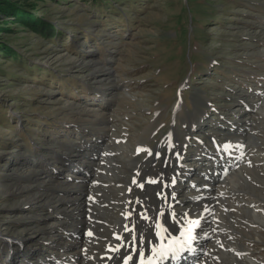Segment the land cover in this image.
Returning <instances> with one entry per match:
<instances>
[{"label":"rangeland","instance_id":"374dc122","mask_svg":"<svg viewBox=\"0 0 264 264\" xmlns=\"http://www.w3.org/2000/svg\"><path fill=\"white\" fill-rule=\"evenodd\" d=\"M19 9L0 17V264H58L66 244L53 227L70 230L78 218L74 191L25 203L16 188H86L83 226L108 242V222L124 215L131 240L155 227L164 188L188 187L187 174L170 187L176 148L194 176L222 162L224 144L252 153L237 148L231 159V170L244 160L253 171L232 197L244 204L230 212L231 245L264 264V224L246 209L264 217V0H26ZM169 132L176 147L164 145Z\"/></svg>","mask_w":264,"mask_h":264},{"label":"bare ground","instance_id":"6f19581e","mask_svg":"<svg viewBox=\"0 0 264 264\" xmlns=\"http://www.w3.org/2000/svg\"><path fill=\"white\" fill-rule=\"evenodd\" d=\"M260 114H264V111L261 109ZM97 116L98 114H96V117ZM104 116L99 115V118L101 119V123L103 122L106 124L108 123V119ZM226 139H228V136H226ZM228 140H230L228 142H231L233 138ZM248 140H250L249 143L252 144V146H248V151H250L251 148L256 147V140L253 135L249 137ZM173 141L174 134L173 132H169L165 138L164 145H168ZM234 141L240 145L238 136L234 137ZM170 145L176 147L175 143ZM223 147L224 149L222 151L225 152L224 154L228 157V160L224 156L223 158H220L222 162L219 163L217 161L219 158H214V161L210 163L207 168L200 170V172L194 174V176H191L193 170H195V168L192 169L191 167L193 163L191 165L181 164L179 161L185 157V153L181 147L176 148V157L173 167L177 168L179 175L177 176V174H175V177L177 176L176 180H180V175L187 174L188 178L191 177L186 181L188 182L189 188H180V183H176L177 186L172 187L171 191H166V188H164L161 192L162 206L157 209L154 214L155 227L151 231L152 235L151 233L148 235L149 230H147V226L145 227L142 225V229L138 228V230H133L131 240H125L123 238L124 228L128 229L127 219L123 217L124 215L122 217H113L114 219H112L114 220V223L108 222L111 224L110 226H112V235L109 237L108 242H101L102 239L99 240L95 238L97 232L94 231L95 229H92L94 227L89 228L90 226H87L85 228L83 226L85 221L79 217L82 213L84 214L86 210L83 212V207L80 205L77 206V204L86 201H81L83 199V192L86 188L84 190L79 189L78 192H75V190L70 187V184L64 186H52L47 189L27 185L28 187L20 186V188H16L18 193L15 192L22 197L26 196L25 203H27L32 199L48 200L50 197L61 199L65 194L74 191L73 196L71 197L74 203L72 202L71 205L73 206V213H77L78 218L73 221L70 230L63 231L59 226L53 227L56 228L55 232L59 233L58 235H60V238L66 244L62 246L60 253H56L54 262L57 260L58 264H123V257L127 255L132 256V260L129 261V264H140V251L144 252L143 264H212L213 262L211 263L209 260H214V264H216L215 258L220 256L226 257V260L228 259L229 262L238 260L236 264H257L250 260L249 256L245 254L243 250H240L237 245H231L235 242L231 239L233 236L234 220L231 218L233 213L231 214L230 212L232 211L236 213L234 215L238 216L237 213L240 212L239 210L241 208L239 206L244 204L243 202H238L236 200L233 202L232 197H240L238 183L246 179L244 172H246V174L253 173L248 163H245L244 160H241V163L239 162L240 164L236 165L235 169L231 170V165L235 162L231 159L235 157L237 158L238 153L235 151L237 148L244 153L243 156L248 160L251 158L252 153H247V151L243 149L244 147H236L234 144H224ZM256 150H258V148ZM125 152L124 154L129 156L133 151L126 149ZM156 153L158 154V150H156ZM156 153H153L150 156L152 159L148 163L155 160L154 157L157 155ZM177 153H179V159H177ZM104 155L108 160L107 163H109V166H112L114 163L111 162L109 153L104 152ZM124 163H126V160ZM222 163L231 164L230 166L227 164V166L225 165L226 167H222ZM93 164L94 163L89 162L85 165L87 168H91V170H95L96 166V169L98 170L97 166L99 164H96L95 166ZM181 169L183 172L180 171ZM37 173V171H32L28 178L30 179ZM194 173L196 172L194 171ZM98 178L97 180H99ZM105 180L109 181V178L106 176ZM200 182L201 184H199ZM199 185L200 188H196L197 186L199 187ZM78 186H82V184ZM171 186L172 181L170 187ZM210 187L217 188L213 191ZM180 192H185L182 194L185 201L182 204H178V199L175 198ZM124 196L127 197L128 194L126 193ZM229 196H231V198ZM191 203L193 204L190 205ZM246 206L247 208L245 206L243 207L251 212V218L264 224L263 212L257 209H252L249 205ZM107 207L105 208L108 209ZM236 216L234 217L236 218ZM103 224L104 226L107 225H105V223ZM66 231H69V233L66 234ZM208 238L209 240L207 241ZM71 240H73V242H71ZM215 248L217 249L218 255ZM192 249H198V253L199 250H201V252L197 255L193 253L190 254V252L193 251ZM234 250L237 251L236 253L238 254V257L242 254L241 256L245 258L244 262H240L241 259L236 256ZM38 261L40 260L38 259ZM221 261H223V258ZM41 264L44 263L42 262Z\"/></svg>","mask_w":264,"mask_h":264},{"label":"trees","instance_id":"16d2710c","mask_svg":"<svg viewBox=\"0 0 264 264\" xmlns=\"http://www.w3.org/2000/svg\"><path fill=\"white\" fill-rule=\"evenodd\" d=\"M24 1L26 0H0V17L2 16V18L4 16H6V14H21V10L19 9L22 4L24 3ZM20 12H19V11ZM0 52L4 53L6 52L5 49L0 45Z\"/></svg>","mask_w":264,"mask_h":264},{"label":"snow or ice","instance_id":"6c2138e0","mask_svg":"<svg viewBox=\"0 0 264 264\" xmlns=\"http://www.w3.org/2000/svg\"><path fill=\"white\" fill-rule=\"evenodd\" d=\"M176 155H177V159H179V153H177ZM175 182H176V179L174 177L173 180H172V184L174 185ZM139 255L141 257L140 264H143L144 252L143 251H140ZM131 260H132V256H130V255L124 256L123 257V264H129V261H131Z\"/></svg>","mask_w":264,"mask_h":264}]
</instances>
